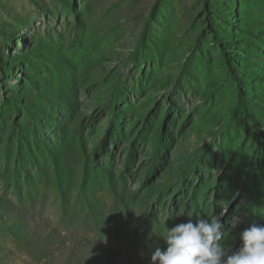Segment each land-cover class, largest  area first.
Wrapping results in <instances>:
<instances>
[{
	"label": "rangeland",
	"instance_id": "1",
	"mask_svg": "<svg viewBox=\"0 0 264 264\" xmlns=\"http://www.w3.org/2000/svg\"><path fill=\"white\" fill-rule=\"evenodd\" d=\"M204 1L0 0V264L264 224V0Z\"/></svg>",
	"mask_w": 264,
	"mask_h": 264
},
{
	"label": "clouds",
	"instance_id": "2",
	"mask_svg": "<svg viewBox=\"0 0 264 264\" xmlns=\"http://www.w3.org/2000/svg\"><path fill=\"white\" fill-rule=\"evenodd\" d=\"M171 217L167 214L165 222ZM224 235L219 215L167 227L164 246L151 252L149 264H264V224L252 222L240 231L234 251L222 243Z\"/></svg>",
	"mask_w": 264,
	"mask_h": 264
},
{
	"label": "trees",
	"instance_id": "3",
	"mask_svg": "<svg viewBox=\"0 0 264 264\" xmlns=\"http://www.w3.org/2000/svg\"><path fill=\"white\" fill-rule=\"evenodd\" d=\"M202 2H203V4L205 5V1H204V0H202ZM230 73H231V76H232V78L235 80V79H236V77L234 76L233 72H231V70H230ZM238 92H239V91H238Z\"/></svg>",
	"mask_w": 264,
	"mask_h": 264
}]
</instances>
